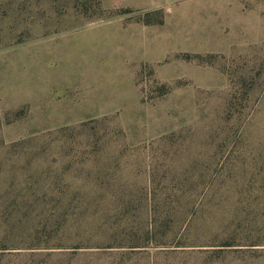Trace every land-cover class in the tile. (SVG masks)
Segmentation results:
<instances>
[{"label": "rangeland", "instance_id": "rangeland-1", "mask_svg": "<svg viewBox=\"0 0 264 264\" xmlns=\"http://www.w3.org/2000/svg\"><path fill=\"white\" fill-rule=\"evenodd\" d=\"M262 137L264 0H0V223L74 238L1 264L78 243L174 264L154 256L170 248L99 247L133 243L150 189L188 187L191 160L207 177L264 167Z\"/></svg>", "mask_w": 264, "mask_h": 264}, {"label": "trees", "instance_id": "trees-1", "mask_svg": "<svg viewBox=\"0 0 264 264\" xmlns=\"http://www.w3.org/2000/svg\"><path fill=\"white\" fill-rule=\"evenodd\" d=\"M258 147L256 151L264 156V146ZM249 150L253 148L245 143L242 152ZM244 170H247L245 166L229 160L228 167L207 177L202 165L191 160L186 171L188 187L181 186L161 195L154 187L150 189L147 194L150 198L142 207V223L146 226L144 229L136 226V232L123 238L133 243L129 246L109 243L99 248H170L157 250L154 256L167 261L175 259L174 264H244L243 260L253 256L264 257V167L252 164L248 175ZM50 224L36 225L30 220L0 223V258L11 254L7 250L19 247L49 250L65 246L52 247L50 241H74L72 237L63 240L59 236L52 240L47 236H24V231L47 229ZM83 237L90 240L88 235ZM81 245L68 246L74 249L71 252L36 251L16 256L23 258L25 264H127L126 253H81L78 251Z\"/></svg>", "mask_w": 264, "mask_h": 264}]
</instances>
